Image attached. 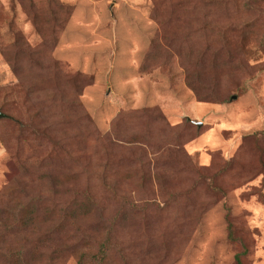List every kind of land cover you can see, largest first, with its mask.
I'll return each mask as SVG.
<instances>
[{"label": "rangeland", "instance_id": "rangeland-1", "mask_svg": "<svg viewBox=\"0 0 264 264\" xmlns=\"http://www.w3.org/2000/svg\"><path fill=\"white\" fill-rule=\"evenodd\" d=\"M198 1L0 0V107L6 106L0 111L16 110L22 120L0 119V206L12 199L19 208L22 199L11 194L18 184L31 197L37 184L49 198L47 183L55 175L63 185L53 198L63 204L87 209L91 194L106 204L108 219V207L120 205L128 214L144 209L147 215L145 233L143 218L123 229L105 222L70 224L48 240L34 236L33 228L19 232L18 241L28 236L36 250L26 253L31 262L238 264L239 256L242 264H264V13L252 14L236 0L239 6L226 19L242 24L251 18L252 32L216 35L230 40L245 66L220 69L224 103L201 102L186 84L193 63L173 56L161 66L163 53L152 47L173 40L176 32L182 36L183 19L195 20L193 7L203 4ZM259 6L264 10V0ZM172 9L177 14L170 17ZM37 10L39 29L33 22ZM53 20L63 24L55 33L45 26ZM22 44L36 60L28 65L17 57L13 68L7 48ZM55 64L60 87H67V74L80 77L66 92L79 94L80 106L71 99L54 104ZM28 87L37 100L29 107L22 98ZM217 153L235 162L226 173H192L194 179L186 173L185 157L209 167ZM111 187L118 196H111ZM210 198L217 200L202 210ZM14 236L0 234V264H26ZM167 241L172 248L164 251L160 244Z\"/></svg>", "mask_w": 264, "mask_h": 264}, {"label": "trees", "instance_id": "trees-1", "mask_svg": "<svg viewBox=\"0 0 264 264\" xmlns=\"http://www.w3.org/2000/svg\"><path fill=\"white\" fill-rule=\"evenodd\" d=\"M243 1L245 10H247L248 12H251L252 14H254L253 12H255L256 14L264 13V10L259 6V4H261L263 0ZM197 3H203L202 7H193L194 11L197 12L195 20L190 21L187 19H183L184 23L182 36H179V34L176 32L173 36V40L168 41L165 44L154 43L152 47L155 51L163 53V57L158 60L162 62L161 66L165 64L167 58L169 59L173 56L183 57L184 60L191 61L193 63L195 69L188 71L186 75V84L192 90L197 99H199L201 102L224 103L225 99L222 98L219 93L220 89H218L217 87V84H219L218 79L221 74L220 69L224 68L226 65H229L232 70H239L238 68H240L241 66H245V64L239 59L236 60V53L234 49L231 48L230 40H226L216 34L223 33L229 36L243 28V34L246 35L247 33L252 32L254 26H251V18L248 19V23L242 24L226 19L228 17H231V10L239 6V3H237L236 0H200L195 4ZM33 14L34 25L37 29H39L38 22L40 21V19L38 18V10L34 11ZM169 14V16L172 17L177 13L172 9L170 10ZM153 17L158 20V15L156 12H154ZM54 18L56 17L54 16L53 19ZM167 20L171 23L173 19L167 17ZM53 22L54 23H45L46 28H50L51 33H55L58 27L62 29L63 24L61 22L57 23V21L54 20ZM254 33L256 35H260L259 33H257V31H255ZM214 36H218L221 39L215 40L213 38ZM55 43L56 40L54 41V44ZM6 53H9L8 60L13 68H15L14 60H17V57L23 58L24 61L28 63V65H31L36 60L34 52L31 51L28 47H26L25 44L16 45V47H8ZM55 66L56 67L52 66L54 76L51 78L52 82L58 84V87L55 88V91L51 93V98L55 100L54 104L57 106L58 104H60L58 102L62 103L71 99V101H73L77 107L80 106L79 94L75 97L74 95L66 93L69 85H72L75 88L78 86L80 77L77 75L71 76L67 74V79L65 78L67 87H60V80L58 75L61 72L58 69V65L55 64ZM247 68L250 67L247 65ZM46 81L47 79L44 78L41 83L45 84ZM31 89L32 88L28 87L26 92L22 95V98L27 107H29V101L31 104L37 102V100H31L33 92ZM47 95L50 97V93H47ZM12 103L13 101L10 103V105ZM1 107L6 106L2 105ZM41 110L42 109H40V112ZM1 112L3 113V111ZM6 113L7 114H3L8 117L10 116L11 118L20 122L22 121L19 113L16 110L11 109L9 110V112ZM43 118L44 116L40 119ZM45 134L51 136V134L49 133ZM105 141L110 140L106 138ZM185 160V164L188 166L186 173H190V175H192V173L197 174L199 177L210 174L211 172L217 169L218 173H226L230 169V167H233V165L235 164V162L231 160H222L219 153L215 154L212 157V162L209 167H199L195 164L194 161L190 160L188 157H185ZM218 173L216 172L215 175L217 176ZM56 178L57 177H55L54 175L53 177H51L50 183H47V187L50 193L49 198L47 196H42V193L38 189L37 184L33 186L34 193L32 194V197L28 194V191H23L20 187V184H18L15 186L16 188H13L14 190L12 189L11 194L18 196L22 199V202L18 204L19 208L16 209L15 206L13 207L12 199H7L0 206V213L4 212L2 211L3 205L5 209L7 208L8 211L7 213L4 212L0 214V216L2 217L0 221L7 220V223H4L0 226V234L5 237L11 234L15 235V241L19 242L18 244L24 247V249L20 251L19 255L21 256V258L25 257L24 261L26 264L36 263V261L31 262L26 258V253L33 255L36 250H34L31 246V243L28 242V236L24 237L22 241H18L19 238L16 234L19 232L27 233L30 228H33V230H35L34 233L32 232L34 236L41 238L42 240H48L54 233L58 232L59 230H62L70 224L79 225L83 221L88 224L89 221V224L94 226L98 225V223L100 222H105L109 226H118L120 229H123L127 221H131L135 218H143V222H146L144 226V233L147 231L145 230L147 228V215L146 210L144 212V209L143 214L137 213L133 215V211H130V214H128L126 207H124L123 205H120L117 209H109L110 207H108V212L110 215V219H108L105 216L106 211L102 212L106 209V204L99 202V200H96L93 196H91V194L89 195L90 198L87 199V202H90L87 205V209L81 207H74L72 205L73 202L69 204H63L62 201L56 198L54 199L53 197L58 195V188L63 185L59 181V179ZM192 179H194V176L192 177ZM71 181L72 176L67 175L66 183H71ZM43 182L44 181L42 180L41 183ZM41 183L39 182V186H42ZM113 187H115V185ZM113 187L110 188L111 196H118L119 192H117V190ZM216 189V187H212L210 190L211 192H215ZM89 193H91L90 188ZM172 194L175 196V193ZM185 198L186 202H189L191 199V193L186 191ZM24 200L27 201V204H25ZM216 200L217 198L208 199L205 203V206L202 207V210H205L206 208L213 205ZM26 207H28L29 210H26ZM60 207L65 208L64 211L58 212L57 210ZM6 216H8V218H6ZM198 218L199 217L193 219L194 225L198 221ZM51 226H53V229L49 228ZM81 228H75V233L81 235L82 237L83 233ZM2 243L3 241L0 242V244ZM110 244L111 241H107L105 242V244H103V246L108 247ZM151 245H153V243ZM3 247L4 245H0V250ZM160 247L162 250L166 251L172 248V244H170L168 241L162 242L160 244ZM2 251L5 252V248L2 249ZM105 254L106 252L104 250H101L99 253V255ZM39 257V259L37 257H34L38 259L37 262H40L42 259H44L42 255ZM236 260L238 264H242L239 256L236 257Z\"/></svg>", "mask_w": 264, "mask_h": 264}, {"label": "water", "instance_id": "water-1", "mask_svg": "<svg viewBox=\"0 0 264 264\" xmlns=\"http://www.w3.org/2000/svg\"><path fill=\"white\" fill-rule=\"evenodd\" d=\"M6 117L7 116L0 111V119L6 118ZM197 125L200 127L202 126V123H197Z\"/></svg>", "mask_w": 264, "mask_h": 264}]
</instances>
